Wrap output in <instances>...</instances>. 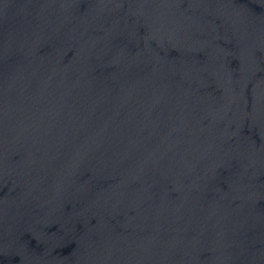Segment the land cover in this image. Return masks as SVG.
I'll list each match as a JSON object with an SVG mask.
<instances>
[{
    "label": "water",
    "instance_id": "obj_1",
    "mask_svg": "<svg viewBox=\"0 0 264 264\" xmlns=\"http://www.w3.org/2000/svg\"><path fill=\"white\" fill-rule=\"evenodd\" d=\"M0 264H264V0H0Z\"/></svg>",
    "mask_w": 264,
    "mask_h": 264
}]
</instances>
